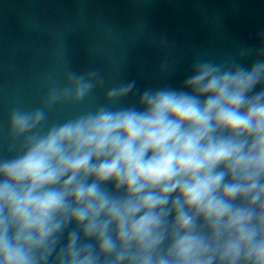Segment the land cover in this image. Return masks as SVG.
Listing matches in <instances>:
<instances>
[{
	"label": "water",
	"instance_id": "obj_1",
	"mask_svg": "<svg viewBox=\"0 0 264 264\" xmlns=\"http://www.w3.org/2000/svg\"><path fill=\"white\" fill-rule=\"evenodd\" d=\"M0 264H264V0H0Z\"/></svg>",
	"mask_w": 264,
	"mask_h": 264
}]
</instances>
